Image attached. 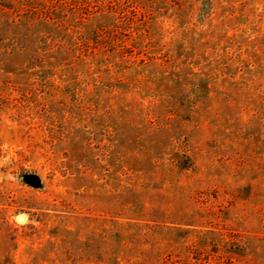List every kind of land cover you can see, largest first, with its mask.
Returning <instances> with one entry per match:
<instances>
[{"label": "rangeland", "instance_id": "374dc122", "mask_svg": "<svg viewBox=\"0 0 264 264\" xmlns=\"http://www.w3.org/2000/svg\"><path fill=\"white\" fill-rule=\"evenodd\" d=\"M231 3L225 66L0 54V264H112L133 233L153 264H264V0Z\"/></svg>", "mask_w": 264, "mask_h": 264}, {"label": "trees", "instance_id": "16d2710c", "mask_svg": "<svg viewBox=\"0 0 264 264\" xmlns=\"http://www.w3.org/2000/svg\"><path fill=\"white\" fill-rule=\"evenodd\" d=\"M232 1L0 0V54L18 46L20 38L25 43L21 48L31 44L30 59L35 65L48 52L63 54V58L80 65L105 60L112 54L127 61L131 60L128 53L136 48L165 51L162 57L170 61L175 56L174 45L179 42L193 51L189 59H198L200 63L205 59L225 66L223 63H230L217 51L216 39L217 31L234 14ZM170 19L171 25H175L173 29L165 27ZM167 32L173 34L169 39ZM157 57L151 56L154 60ZM2 192L0 196L4 195ZM114 235L117 232H109L105 237ZM136 235H123L117 240L113 255L105 257L100 253L93 260L101 263L110 258L112 264H153L150 240L143 238L144 245L138 247Z\"/></svg>", "mask_w": 264, "mask_h": 264}]
</instances>
